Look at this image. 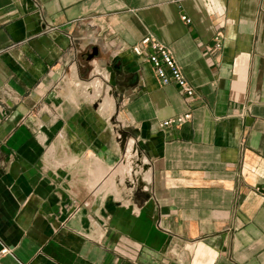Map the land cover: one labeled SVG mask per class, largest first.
Here are the masks:
<instances>
[{
  "label": "crops",
  "instance_id": "obj_1",
  "mask_svg": "<svg viewBox=\"0 0 264 264\" xmlns=\"http://www.w3.org/2000/svg\"><path fill=\"white\" fill-rule=\"evenodd\" d=\"M147 34L192 96L132 52ZM3 246L0 264H264V0H0Z\"/></svg>",
  "mask_w": 264,
  "mask_h": 264
},
{
  "label": "built area",
  "instance_id": "obj_2",
  "mask_svg": "<svg viewBox=\"0 0 264 264\" xmlns=\"http://www.w3.org/2000/svg\"><path fill=\"white\" fill-rule=\"evenodd\" d=\"M182 19L186 22L189 21V19L185 16H182ZM218 45L219 43L217 42L215 46ZM131 49L134 54L144 56L147 62H149L160 84L174 82L178 86L179 90L185 95L192 96L194 94L192 86L183 76L169 48L165 44L147 34L141 38L138 43L134 44ZM189 118L190 113L184 112L162 120L159 125L161 127L179 126ZM8 251L9 249L7 246H3L0 249V253H6Z\"/></svg>",
  "mask_w": 264,
  "mask_h": 264
},
{
  "label": "water",
  "instance_id": "obj_3",
  "mask_svg": "<svg viewBox=\"0 0 264 264\" xmlns=\"http://www.w3.org/2000/svg\"><path fill=\"white\" fill-rule=\"evenodd\" d=\"M96 50H97V48L96 47H93L92 50H91V52H90V54L91 55L94 54L96 52Z\"/></svg>",
  "mask_w": 264,
  "mask_h": 264
},
{
  "label": "rangeland",
  "instance_id": "obj_4",
  "mask_svg": "<svg viewBox=\"0 0 264 264\" xmlns=\"http://www.w3.org/2000/svg\"><path fill=\"white\" fill-rule=\"evenodd\" d=\"M118 168H119V170H121V169H122V168H121V165H119V167H118ZM119 172H120V171H119Z\"/></svg>",
  "mask_w": 264,
  "mask_h": 264
},
{
  "label": "bare ground",
  "instance_id": "obj_5",
  "mask_svg": "<svg viewBox=\"0 0 264 264\" xmlns=\"http://www.w3.org/2000/svg\"><path fill=\"white\" fill-rule=\"evenodd\" d=\"M110 182V181H109ZM110 188V187H109Z\"/></svg>",
  "mask_w": 264,
  "mask_h": 264
}]
</instances>
